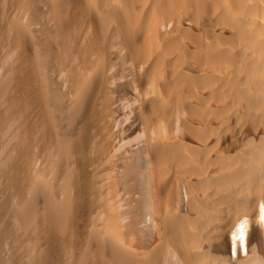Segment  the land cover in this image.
Masks as SVG:
<instances>
[{
  "label": "bare ground",
  "instance_id": "bare-ground-1",
  "mask_svg": "<svg viewBox=\"0 0 264 264\" xmlns=\"http://www.w3.org/2000/svg\"><path fill=\"white\" fill-rule=\"evenodd\" d=\"M0 264H264V0H0Z\"/></svg>",
  "mask_w": 264,
  "mask_h": 264
}]
</instances>
